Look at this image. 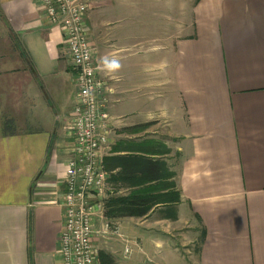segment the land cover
Here are the masks:
<instances>
[{"label": "crops", "instance_id": "obj_1", "mask_svg": "<svg viewBox=\"0 0 264 264\" xmlns=\"http://www.w3.org/2000/svg\"><path fill=\"white\" fill-rule=\"evenodd\" d=\"M84 1L111 117L107 199L141 173L179 194L140 217L97 213L93 245L108 239L114 264H264V0H176L175 17L148 0ZM108 16L127 21L116 43ZM149 19L175 25L161 35ZM76 99L39 0H0V264H61Z\"/></svg>", "mask_w": 264, "mask_h": 264}, {"label": "built area", "instance_id": "obj_2", "mask_svg": "<svg viewBox=\"0 0 264 264\" xmlns=\"http://www.w3.org/2000/svg\"><path fill=\"white\" fill-rule=\"evenodd\" d=\"M48 21L64 35L75 74L77 99L70 111L72 156L63 178V228L59 236L61 264H97L93 245L94 218L108 197L104 156L109 146L111 117L100 66L86 26L82 0H39ZM129 249L124 248L127 254Z\"/></svg>", "mask_w": 264, "mask_h": 264}, {"label": "trees", "instance_id": "obj_3", "mask_svg": "<svg viewBox=\"0 0 264 264\" xmlns=\"http://www.w3.org/2000/svg\"><path fill=\"white\" fill-rule=\"evenodd\" d=\"M148 124H142L139 127H145ZM143 159L138 158H131L129 159V164L136 167V164L138 165H150V167H155V163L151 161H144ZM103 162H105L103 160ZM142 168V166H141ZM140 173V171L138 170ZM129 179L121 174H118L114 179ZM159 175L157 173H152L151 175L143 174L139 175L138 180L136 177H134V181L131 182L135 184L134 186L136 188L130 190V192L127 195L124 196H112L108 198L105 201L104 205V216L106 218H117V217H140L143 215H146L149 213L152 207L159 203H176L179 201V194L178 192H173V190H170L167 194H159L157 192L161 190H156L158 186L147 184L151 181H154L155 179H158ZM167 186L170 185V187H173V183H167ZM98 258V264H114L113 260L110 256V254L106 253L103 250L98 251L97 253Z\"/></svg>", "mask_w": 264, "mask_h": 264}, {"label": "rangeland", "instance_id": "obj_4", "mask_svg": "<svg viewBox=\"0 0 264 264\" xmlns=\"http://www.w3.org/2000/svg\"><path fill=\"white\" fill-rule=\"evenodd\" d=\"M82 1H84V0H82ZM175 1L176 0H169V1H166V0H148V1H146V4H149V6L151 7V10L161 11V13H163L167 9V11H169V13H171V15H173L175 17V16L179 15L182 10H184V8L183 7L180 8V6L178 4L176 6H173L175 4ZM86 4L88 5V2ZM88 10H89V5H88ZM88 10L86 12V16H87ZM108 19H110V24H109V22H107L106 25L107 26L109 25L108 27L106 25H104V26H106V27H104V29H105L104 32L109 33L108 36H110L111 38L114 39L120 35L121 27L123 26V24H125V22L123 20H119V18H113V17H109V16L107 19H105V21H109ZM85 22H86V26L88 27L87 18H86ZM111 23H112V25H111ZM113 23H115V24H113ZM158 23H160L162 26V27H160L161 35L167 33L175 25V22H172V21L163 22V21H156V20L152 21L149 19L148 26H149V24L158 25ZM126 24H127V21H126ZM116 40H117V38L115 39V43H116ZM97 238L98 239H96L94 241V247L96 249V253L99 250L109 251L107 249L108 239H105V238L101 237L100 235H98ZM180 250L183 251L184 248L180 247Z\"/></svg>", "mask_w": 264, "mask_h": 264}]
</instances>
